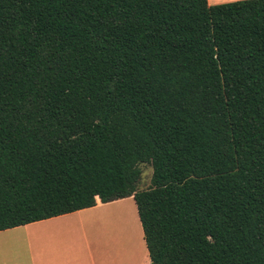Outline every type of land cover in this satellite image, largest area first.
Here are the masks:
<instances>
[{
	"label": "trees",
	"instance_id": "16d2710c",
	"mask_svg": "<svg viewBox=\"0 0 264 264\" xmlns=\"http://www.w3.org/2000/svg\"><path fill=\"white\" fill-rule=\"evenodd\" d=\"M128 197L149 264H264V0H0V231Z\"/></svg>",
	"mask_w": 264,
	"mask_h": 264
},
{
	"label": "rangeland",
	"instance_id": "374dc122",
	"mask_svg": "<svg viewBox=\"0 0 264 264\" xmlns=\"http://www.w3.org/2000/svg\"><path fill=\"white\" fill-rule=\"evenodd\" d=\"M139 169L137 189H146L151 169L149 165H140ZM69 225L67 231V227H55L54 233L69 240L67 244L72 248V255L75 250L77 261L81 264H133L132 247L139 244L142 251L145 249L135 207L129 197L73 220ZM144 262L145 259L142 264Z\"/></svg>",
	"mask_w": 264,
	"mask_h": 264
},
{
	"label": "crops",
	"instance_id": "0c3cea01",
	"mask_svg": "<svg viewBox=\"0 0 264 264\" xmlns=\"http://www.w3.org/2000/svg\"><path fill=\"white\" fill-rule=\"evenodd\" d=\"M233 1L237 0H206V3L218 5ZM123 201L100 203L96 199L91 208L0 231V264H81L75 250L72 255V248L67 244L69 240L54 233L55 227L61 225L59 227H67V231L71 221ZM132 249L133 264H142L144 259V264H149L146 249L143 252L139 244Z\"/></svg>",
	"mask_w": 264,
	"mask_h": 264
}]
</instances>
